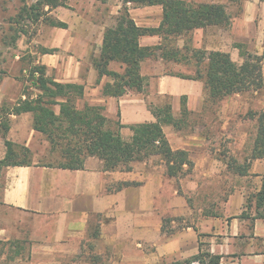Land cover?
<instances>
[{
	"label": "crops",
	"instance_id": "0c3cea01",
	"mask_svg": "<svg viewBox=\"0 0 264 264\" xmlns=\"http://www.w3.org/2000/svg\"><path fill=\"white\" fill-rule=\"evenodd\" d=\"M127 8L138 27L157 28L161 22L160 6L128 4ZM239 21L254 25L258 22L259 39L264 43V3L246 1ZM114 22L112 17L104 19L101 31L95 30L96 38L92 36V30L98 28L95 25L77 30L73 24L64 22L66 29L54 30L74 31L75 34L69 32L66 40L68 47L76 51L42 54L41 58L47 76L55 71L56 82L84 87L79 108L84 104L101 106L107 119L115 114L123 126L121 137L129 140L132 135L129 126L154 121L148 110L150 104L138 93L118 99L103 96L102 89L110 80L105 76L99 78L90 62L100 51L104 29ZM193 33L205 36L206 50H220L216 46L220 28L207 27ZM159 43L158 36L139 39L142 47ZM164 65L161 59L141 64V74L147 80L146 95L168 97L176 118L180 116L183 97L191 115L200 113L204 109L203 83L163 75L160 71ZM116 66L112 63L109 69L118 71ZM224 104L220 131L214 136L200 129L183 132L171 126L163 128L171 149L188 152L193 162L191 173L184 175V198L174 189L179 178L168 177L157 156L113 172L103 171L102 162L95 157L86 158L82 170L37 165L3 168L0 241L25 244L27 261L22 264H93L84 256L91 250L100 257L98 264L105 263L104 254L109 251L111 264H172L190 260L204 251L219 256V264H264V218L256 215L254 200L264 177V158L251 160L252 146L245 151V137L230 127L243 108L242 103L230 98ZM54 111L57 114L58 108ZM9 121L7 139L28 147L29 135L37 134L32 130L31 114L10 115ZM230 155H239L237 161L248 164L247 173L242 176L229 173L234 178L232 191L216 209L213 205V210L193 207L190 195L199 196L200 183L227 172V162L221 159ZM123 182L132 185L117 189V184ZM206 199L210 200L208 196ZM166 217H184V227L173 233L164 231Z\"/></svg>",
	"mask_w": 264,
	"mask_h": 264
},
{
	"label": "trees",
	"instance_id": "16d2710c",
	"mask_svg": "<svg viewBox=\"0 0 264 264\" xmlns=\"http://www.w3.org/2000/svg\"><path fill=\"white\" fill-rule=\"evenodd\" d=\"M240 11L246 0H227ZM264 3V0H259ZM65 0H35L30 6L24 5L16 18V23L29 21L36 24L42 21L49 27L66 29L67 24L47 16L51 10L64 5ZM133 7L160 6L161 22L157 28L136 26L130 17L127 5ZM48 11H44L45 8ZM230 16L227 6L220 3H195L187 0H122V9L118 12L115 23L104 29L101 48L90 62L97 71L98 77H107L110 82L102 89L105 97L120 98L128 93L144 92L146 78L141 74V64L146 60L161 59L163 62L193 63L195 76L181 77L187 80L200 81L204 86V106L215 104L223 99L245 92H259L264 89L262 63L264 56L253 55L240 50L241 64L231 60L228 53L191 49L184 43L177 45L181 38L191 35L195 30L207 27L228 28ZM145 36H158L160 43L156 46L142 47L139 39ZM237 47H241L238 45ZM55 50H43L51 54ZM116 64L118 71L109 69ZM29 88L36 93L32 97L27 92L25 99L18 100L1 118V138L5 144V154L0 160V170L6 167L30 166L27 162H18L20 154L29 155L28 148L13 144L6 136L9 131V116L29 113L32 116V130L43 135L49 144L51 153L58 152L60 160L55 168L64 170H82L88 157H95L102 162V170L113 172L127 170L132 162H143L151 157H159L170 178H180L191 173L193 162L183 150H172L163 128L171 126L181 131L187 126L191 115L186 108L185 98L181 99L179 118L174 117L171 104L161 106L149 105L153 122L131 125L129 140L120 135L123 127L115 123L111 129L104 116V108L84 104L78 107L83 99L84 87L73 83H58L47 76L44 65L35 64L27 71ZM58 108L56 114L54 109ZM119 116V113L117 114ZM248 117L256 121V134L253 139L250 159L264 158V108L260 112H249ZM7 140V141H6ZM20 151V152H19ZM228 172L242 176L248 171V164L236 160L227 162ZM132 185L128 182L117 184V189ZM256 215L264 218V177L260 191L255 194ZM10 243V242H6ZM219 256L200 252L185 262L172 264H219Z\"/></svg>",
	"mask_w": 264,
	"mask_h": 264
},
{
	"label": "rangeland",
	"instance_id": "374dc122",
	"mask_svg": "<svg viewBox=\"0 0 264 264\" xmlns=\"http://www.w3.org/2000/svg\"><path fill=\"white\" fill-rule=\"evenodd\" d=\"M187 1L195 3H221L227 6V11L230 16V26L228 28H220L221 35L219 37L217 36L219 38V44L216 46L217 48L219 47V51L223 49L224 51L221 52L228 53L234 63L238 65L242 63L240 50L253 55L264 56V43L259 39L258 35L259 23L255 22L254 25L253 23L248 24L247 22L244 23L239 21L242 18L245 2L252 0H246L242 4L240 11H238L235 5H230L227 0ZM34 2L35 0H0V121L1 118L4 119L3 115L7 113L18 100L25 99L23 94L26 93L24 92H27V94L32 97L35 95L36 92L29 88L27 71L35 64L42 65L41 56L43 50H55L51 54H58L59 52L74 54L76 51L75 48L68 47L66 40L69 36V32L75 34L74 31L54 30L55 27H49L42 21L36 24H31L29 21L22 22L20 25L16 23L20 8L24 5L30 6ZM121 9L122 0H65L63 6L51 10L47 16L62 20L67 24H73L77 30L84 29L85 27L90 28L91 25H95L98 28L92 30V36L96 38L98 32L96 33L95 30L101 31L100 28H102L104 24L103 20L112 17L115 21L118 14L113 15L111 13L112 11H120ZM44 11L47 12L48 8L46 7ZM204 39L205 36L202 34L191 33V35L179 39L177 45L182 47L184 43H186L191 49L206 50V42ZM209 45L212 44L209 43ZM238 45L241 47H237ZM93 50L95 51V49ZM160 72L167 76L190 78L195 76V66L191 62H167ZM54 76L55 71L49 77L54 78ZM146 93L147 91L145 90L144 93H141V96L144 97L147 104L152 106H161L169 101L168 97L146 95ZM129 94L135 93L130 92L127 95ZM234 95L238 96L234 97ZM234 95L215 104L207 103L200 113L188 116L187 126L181 131L184 132L185 130V132H188L200 129L206 135H216V133H219L221 122L223 121L224 103L230 98H236L242 103L243 108L236 113V118L232 119L234 122L230 123V127L232 130L235 129L237 134H241L243 138L245 137V139H243L245 141L244 149L245 151L248 150V148L252 146L256 134V121L255 119H250L248 113H258L264 108V89L259 92H245ZM246 104L248 105L247 109ZM108 120L111 129L115 130V123L118 122L116 115L113 114ZM29 139L30 143L28 147L13 142V144L28 148L30 152L28 156L20 154L19 157L16 158V161L28 162L30 165L55 168L60 160L59 153L57 151L54 153L50 152L49 144L43 135L34 133L32 137L29 135ZM5 151L6 148L1 138L0 128V160L4 157ZM238 156L235 157L234 155H230L225 159H221V161L228 162V160L230 161L233 159L237 161ZM229 173L228 171H223L220 173V176L216 177L214 180L200 183L202 185L198 189L200 195L198 196L196 193L190 195L192 200L191 205L196 207V209L201 208L204 210L210 207L213 210V206L215 209L218 205L220 206L222 200L230 194L233 188L234 178L230 176L231 173ZM184 177L183 175L174 182V189H176L177 194L183 198ZM0 182H2V170H0ZM206 196L209 197V201H207L208 199H206ZM212 201H214V204H212ZM165 219L162 229L168 233L179 231L184 227V217H166ZM172 221L173 223H171ZM17 242L18 241H14L8 244L4 241H0V264H22V262L27 261L25 244ZM20 247L23 249L21 250ZM84 256L90 259L93 264L99 263L100 257L95 253L93 254L92 250L91 252H87ZM104 257V264H111L110 258L112 257V252H105Z\"/></svg>",
	"mask_w": 264,
	"mask_h": 264
}]
</instances>
